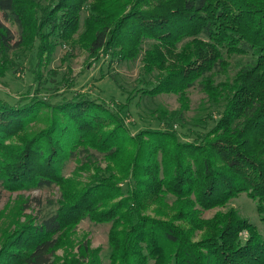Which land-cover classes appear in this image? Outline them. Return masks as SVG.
Returning <instances> with one entry per match:
<instances>
[{
	"label": "trees",
	"instance_id": "16d2710c",
	"mask_svg": "<svg viewBox=\"0 0 264 264\" xmlns=\"http://www.w3.org/2000/svg\"><path fill=\"white\" fill-rule=\"evenodd\" d=\"M0 14L32 31L16 40L0 22V77L33 67L21 97L0 98V186L59 189L54 212L4 235L0 264H53L84 220L110 225L109 264H264V235L228 209L246 194L264 222V0H0ZM64 44L92 61L141 55L140 99L115 74L119 109L64 98L74 81L47 70ZM78 253L101 264L86 243Z\"/></svg>",
	"mask_w": 264,
	"mask_h": 264
},
{
	"label": "rangeland",
	"instance_id": "374dc122",
	"mask_svg": "<svg viewBox=\"0 0 264 264\" xmlns=\"http://www.w3.org/2000/svg\"><path fill=\"white\" fill-rule=\"evenodd\" d=\"M0 22L11 29L16 40L21 39L25 35H27V38L28 36L32 38V31H30L31 29L27 28L26 25H20L13 20L5 21L2 14H0ZM71 45L72 46L66 44L58 45L53 60L50 61L51 64L47 69H52L57 73L51 76L54 77L55 75V79H57L58 82L64 79L65 76L69 80L74 81V87L69 90L70 92L61 89L60 94H62L64 98L70 99L75 94H86L99 102L110 105L114 109H119L127 102V99L110 77V74H115L117 78L125 83L128 91L131 89L132 92H134L132 95L136 96V100L140 99L139 93L135 92L137 89L135 85L139 82L141 75L144 73L141 55L134 61L123 63H111V60L106 56L100 61H92L89 58V54L81 48L79 44ZM32 59L33 58H30L31 61H33ZM25 63H28V61ZM1 64L0 60V65ZM30 68L31 65L28 66L26 71L22 70L18 72L17 75L11 74L8 75L7 78L0 77V98L11 101V98L21 97L32 84L33 76L29 72ZM2 72L3 69L0 68V73ZM103 73L105 76H103ZM203 97L204 94L199 89H191L189 99L192 109L199 107ZM158 102L171 110H176L180 107V102L174 95L160 96ZM191 111H188L189 114ZM130 120V125L131 123H135L134 126L130 127L131 131L133 133L139 132L142 122L134 117H131ZM66 167V176L73 173V176H75L79 173L75 171L76 164L74 161L68 162ZM85 175L86 173H83L80 177H84ZM58 197L59 189L56 188L52 190H22L10 192L0 186V247L5 234L13 232L16 227H19L23 223H28L32 218L40 215L42 212L46 214L54 212L55 208L53 206H48L47 204L49 203H47V201L49 199L56 200ZM40 199L43 200V209H40L38 206V200ZM30 205L31 207L29 208ZM229 208L237 209L243 218L249 220L259 229L261 234L264 235V222L258 214L257 204L250 199L248 195H240L229 204L228 209ZM225 210L226 209H223L221 211ZM217 211L219 210L207 212L204 218H213ZM109 230L110 225H96L89 220L82 221L76 229V232L70 235L67 246L57 249L53 257V264H80L83 259L80 258L78 251L85 243L89 245L90 249L97 251L96 258L101 259V264H109ZM92 261H95L94 257H92ZM82 264L86 263L82 262Z\"/></svg>",
	"mask_w": 264,
	"mask_h": 264
}]
</instances>
